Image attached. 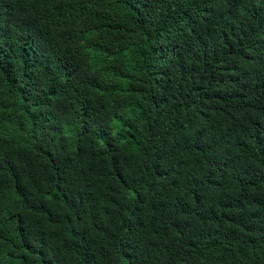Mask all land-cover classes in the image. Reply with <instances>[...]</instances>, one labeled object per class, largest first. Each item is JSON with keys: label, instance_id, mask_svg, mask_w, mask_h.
<instances>
[{"label": "trees", "instance_id": "obj_1", "mask_svg": "<svg viewBox=\"0 0 264 264\" xmlns=\"http://www.w3.org/2000/svg\"><path fill=\"white\" fill-rule=\"evenodd\" d=\"M0 264H264V0H0Z\"/></svg>", "mask_w": 264, "mask_h": 264}, {"label": "clouds", "instance_id": "obj_2", "mask_svg": "<svg viewBox=\"0 0 264 264\" xmlns=\"http://www.w3.org/2000/svg\"><path fill=\"white\" fill-rule=\"evenodd\" d=\"M6 19H7V18H6ZM7 20H8L9 22H11V23L13 22V21H12V20H10V19H7ZM16 39L18 40V38H16Z\"/></svg>", "mask_w": 264, "mask_h": 264}]
</instances>
